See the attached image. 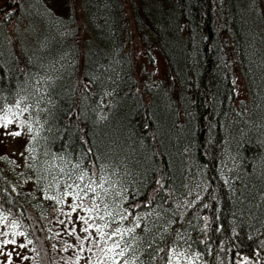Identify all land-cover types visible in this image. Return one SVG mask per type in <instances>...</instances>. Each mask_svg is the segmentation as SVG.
Here are the masks:
<instances>
[{"label":"trees","instance_id":"obj_1","mask_svg":"<svg viewBox=\"0 0 264 264\" xmlns=\"http://www.w3.org/2000/svg\"><path fill=\"white\" fill-rule=\"evenodd\" d=\"M231 1L138 0L135 30L167 78L137 86L121 0H0V125L31 105L0 126L22 133L18 152L0 147V264L95 260L83 213L46 198L77 163L115 171L124 207L151 213L143 264H163L148 244L165 227L195 264H264V0Z\"/></svg>","mask_w":264,"mask_h":264},{"label":"snow or ice","instance_id":"obj_2","mask_svg":"<svg viewBox=\"0 0 264 264\" xmlns=\"http://www.w3.org/2000/svg\"><path fill=\"white\" fill-rule=\"evenodd\" d=\"M25 98H21L15 104L16 111L9 108L4 110L3 127H7L12 121L8 118V113L19 119L20 115L28 112L31 105L24 103ZM24 104V107L21 105ZM39 108V102L36 105ZM38 122V121H37ZM28 128L29 132L33 131L32 124H22ZM13 137L22 135L20 131L12 132ZM95 170L81 167L79 163L74 164L70 171L64 173L66 179L63 182L64 190H59V181H56V195L46 196L47 199L55 200L57 204H63L66 199H71L69 204L70 212L64 213L71 217L73 213H83L78 215L77 219L81 223L80 229L85 235L81 238L76 235L75 231L69 232V235H76L78 241H81V251H83V243L87 242L93 247H89L88 251L92 253L95 260L90 259V264H137L139 261L140 240L142 237L136 235L137 229L144 232L152 233L155 224L149 226L142 221L151 213L145 215L134 214L131 211L133 205L124 207L127 203L126 186L121 184L122 178L118 177L116 172L108 173L104 167H95ZM78 170V171H77ZM115 177V178H114ZM131 217V220H129ZM131 226H125V222ZM63 223V221H61ZM168 229L163 228V232L157 228L156 236L159 233V239L163 241V246L156 240L148 244L149 248H153L150 256H159L163 264H195L199 259L198 254H189L188 250L183 248V244L188 241L182 237L180 233H176L172 239H165L164 234ZM191 245H189V248ZM95 249V251L93 250ZM163 253V255H160ZM143 264V261H139Z\"/></svg>","mask_w":264,"mask_h":264},{"label":"rangeland","instance_id":"obj_3","mask_svg":"<svg viewBox=\"0 0 264 264\" xmlns=\"http://www.w3.org/2000/svg\"><path fill=\"white\" fill-rule=\"evenodd\" d=\"M175 1L176 0H171V3L174 5ZM121 2L125 8L124 11L126 13V18L129 21L131 27L130 40L129 43L125 45V51L129 53L130 58L133 61V75L137 86L143 85L149 79L164 80L167 78V66L165 64L164 58L156 49L155 45L152 42H148V40L145 42H148L146 44L148 54L146 53L145 46L142 44L133 24L134 20L131 13L134 8H138V0H121ZM9 31H11L10 28ZM10 33H12V31ZM20 36H22V33ZM120 39L125 44L127 43V40L124 36H121ZM235 89L237 98L245 99L241 80L237 76L235 80ZM20 145L21 143L16 139V137H13L12 135L5 136L4 134H0V147H2V151L8 152L9 154L18 152Z\"/></svg>","mask_w":264,"mask_h":264},{"label":"bare ground","instance_id":"obj_4","mask_svg":"<svg viewBox=\"0 0 264 264\" xmlns=\"http://www.w3.org/2000/svg\"><path fill=\"white\" fill-rule=\"evenodd\" d=\"M221 1V0H220ZM229 1H231V0H226V2H224L225 4V7H227V8H229V7H232V8H236L235 6H233V4L231 5V3H232V1L231 2H229Z\"/></svg>","mask_w":264,"mask_h":264}]
</instances>
